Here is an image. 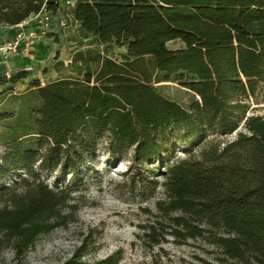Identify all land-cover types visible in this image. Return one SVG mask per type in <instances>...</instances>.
Wrapping results in <instances>:
<instances>
[{
  "label": "trees",
  "instance_id": "16d2710c",
  "mask_svg": "<svg viewBox=\"0 0 264 264\" xmlns=\"http://www.w3.org/2000/svg\"><path fill=\"white\" fill-rule=\"evenodd\" d=\"M74 1L79 31L96 47L75 52L81 77L31 81L33 122L11 132L0 157V252L24 256L67 226L74 187L53 188L42 173L82 175L104 148L112 158L131 152L142 184L165 168L166 199L143 226L151 246L205 238L227 264H264V116L250 114L264 91V0ZM44 6L63 10L60 0H0V26ZM113 45L126 48L120 62ZM29 74L4 76L11 85L0 94ZM161 83L190 91L188 105L164 96ZM236 132L227 142L211 137ZM178 151L189 156L172 161ZM79 250L61 264L116 263L86 261Z\"/></svg>",
  "mask_w": 264,
  "mask_h": 264
},
{
  "label": "rangeland",
  "instance_id": "374dc122",
  "mask_svg": "<svg viewBox=\"0 0 264 264\" xmlns=\"http://www.w3.org/2000/svg\"><path fill=\"white\" fill-rule=\"evenodd\" d=\"M60 5L68 14V23L66 27H61L57 19L59 14H54V24L45 38L48 43L43 51L44 61L36 59V62H28L29 76L0 94V157L11 132L15 129L20 131L33 122L32 111L39 106V101L31 89V81L39 78L42 83H48L70 74L81 77L83 70L73 63V56L81 46L96 47L92 38L84 37L79 31L78 23L71 14L73 6H64L61 2ZM15 31L16 27L0 26V39L12 37ZM182 46L180 41L168 43L172 49ZM125 52L124 46L113 45L109 56L120 62ZM145 65L151 69L148 62L145 61ZM4 76L9 79L0 74V92L11 85L3 79ZM159 85H162L160 92L164 96L184 106L193 96L175 83ZM250 102V114L264 116V91ZM8 125H12V131L7 130ZM236 135L237 132L211 137L227 142ZM194 151L198 153L199 149ZM130 154L112 158L101 148L82 175L43 172L42 179L53 188L73 185L74 199L70 202L71 206L64 207V211L73 212L74 216L67 226L42 236L24 256H16L9 248L3 250L0 252V264H61L79 249L83 252V259L89 262L113 256L115 264H227L218 248L205 238L180 243L168 237L167 241L154 246L146 242L143 226L155 220L158 202L166 199L161 175L165 168L156 170L150 180L142 184L140 177L129 170ZM184 156H189V153L178 151V155L171 159Z\"/></svg>",
  "mask_w": 264,
  "mask_h": 264
},
{
  "label": "built area",
  "instance_id": "2783aa9c",
  "mask_svg": "<svg viewBox=\"0 0 264 264\" xmlns=\"http://www.w3.org/2000/svg\"><path fill=\"white\" fill-rule=\"evenodd\" d=\"M57 19L61 27L67 26L68 14L64 10ZM54 21V13L44 6L41 11L16 25L13 36L0 44V74L10 78L12 71L16 69L11 66V63L15 59L31 56L35 48L45 40ZM18 68L28 69L27 67Z\"/></svg>",
  "mask_w": 264,
  "mask_h": 264
},
{
  "label": "crops",
  "instance_id": "0c3cea01",
  "mask_svg": "<svg viewBox=\"0 0 264 264\" xmlns=\"http://www.w3.org/2000/svg\"><path fill=\"white\" fill-rule=\"evenodd\" d=\"M61 4L62 5H66V4H71L72 6L75 4V1L74 0H60ZM48 43V40L45 39L43 40V42L37 46L35 48V50L32 52V57L30 58L29 57H22V58H18V59H15L12 63H11V66L13 68H18V67H27L28 66V62H31V61H35L36 62V59L38 62H43L44 60V57H43V54L46 49V44ZM27 64V65H26Z\"/></svg>",
  "mask_w": 264,
  "mask_h": 264
}]
</instances>
